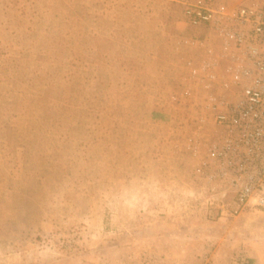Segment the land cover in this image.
<instances>
[{"label":"rangeland","instance_id":"rangeland-1","mask_svg":"<svg viewBox=\"0 0 264 264\" xmlns=\"http://www.w3.org/2000/svg\"><path fill=\"white\" fill-rule=\"evenodd\" d=\"M188 1L0 0V264H264L179 146Z\"/></svg>","mask_w":264,"mask_h":264},{"label":"built area","instance_id":"built-area-1","mask_svg":"<svg viewBox=\"0 0 264 264\" xmlns=\"http://www.w3.org/2000/svg\"><path fill=\"white\" fill-rule=\"evenodd\" d=\"M181 18L193 35L182 39L190 51L175 98L198 117L179 146L194 160L202 207L231 217L263 213L264 1L191 0Z\"/></svg>","mask_w":264,"mask_h":264},{"label":"trees","instance_id":"trees-1","mask_svg":"<svg viewBox=\"0 0 264 264\" xmlns=\"http://www.w3.org/2000/svg\"><path fill=\"white\" fill-rule=\"evenodd\" d=\"M154 116H155V117H158V118L161 117L160 113H157V112L154 113Z\"/></svg>","mask_w":264,"mask_h":264}]
</instances>
